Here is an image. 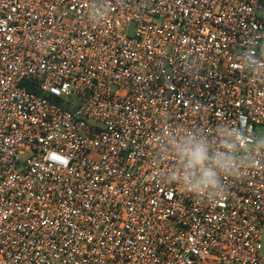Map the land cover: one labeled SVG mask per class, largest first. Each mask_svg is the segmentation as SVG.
I'll return each mask as SVG.
<instances>
[{
	"label": "built area",
	"instance_id": "built-area-1",
	"mask_svg": "<svg viewBox=\"0 0 264 264\" xmlns=\"http://www.w3.org/2000/svg\"><path fill=\"white\" fill-rule=\"evenodd\" d=\"M259 128L264 0H0V264H264Z\"/></svg>",
	"mask_w": 264,
	"mask_h": 264
},
{
	"label": "clouds",
	"instance_id": "clouds-1",
	"mask_svg": "<svg viewBox=\"0 0 264 264\" xmlns=\"http://www.w3.org/2000/svg\"><path fill=\"white\" fill-rule=\"evenodd\" d=\"M184 151L188 156V167L192 168L195 166H199L201 171L204 173L199 183L203 185L213 184L214 173L204 167V163L207 160L205 149L200 145H196L192 148H185ZM216 163L221 167L226 166V162H223L221 160H217Z\"/></svg>",
	"mask_w": 264,
	"mask_h": 264
},
{
	"label": "rangeland",
	"instance_id": "rangeland-1",
	"mask_svg": "<svg viewBox=\"0 0 264 264\" xmlns=\"http://www.w3.org/2000/svg\"><path fill=\"white\" fill-rule=\"evenodd\" d=\"M257 134L262 137L264 135V128L257 129ZM260 256L264 258V226L261 231V252Z\"/></svg>",
	"mask_w": 264,
	"mask_h": 264
}]
</instances>
